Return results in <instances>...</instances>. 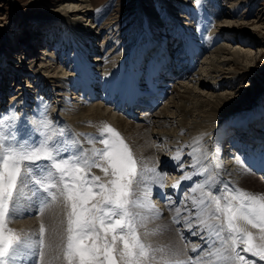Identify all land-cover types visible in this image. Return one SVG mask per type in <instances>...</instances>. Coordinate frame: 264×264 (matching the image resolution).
Segmentation results:
<instances>
[{"label":"bare ground","instance_id":"bare-ground-1","mask_svg":"<svg viewBox=\"0 0 264 264\" xmlns=\"http://www.w3.org/2000/svg\"><path fill=\"white\" fill-rule=\"evenodd\" d=\"M185 1L188 0H163L167 7L165 12L169 14L163 25L161 19L156 20L153 16H149L145 12L146 8H143L141 4L136 16L144 19H139L136 23L138 27H143L144 31L140 30L141 35L135 37V45L126 46L127 40L134 33L130 28L127 36L108 35L110 39L107 44L112 43L113 46L109 48L105 46L102 49V46L100 48L96 43L102 31L105 28L112 33L121 31L129 26L128 19L119 21V16H117L115 23H110V26L106 27L105 22L100 25L102 19L96 15L97 8L93 6L92 0H57L56 3L62 7V12H52L51 14L57 16H50V21L59 20V24L66 27L68 34L65 38L68 41L81 43L84 39L82 54L77 56L71 68L68 67L69 73L72 71V74L69 75L68 71L59 65L62 60L60 58H64L65 55H56L55 51H59L60 46L52 42L53 36H51L47 39V45H52V49L44 50V54L49 51L46 54L48 62L44 60L47 63H42L47 72L45 75L40 74L36 77L41 87L36 89L35 93L28 91L25 86H19L18 92L12 98L18 96L17 99L25 101L21 100L16 107L14 104L1 105L3 94L7 92L10 84L1 85L3 96H0V132H11L17 140L25 143H39L43 134L47 133L58 143L60 158L82 156L89 160L96 159L95 149L105 147L100 142L102 125H110L122 135L126 144L130 142V145H127L136 160L137 171L142 174L137 177L138 182L133 184L134 196L132 197L138 200L141 206L133 208L132 211L136 214L137 234L143 243L151 245L150 256L155 257V259H150L148 264H168L169 261L184 260L183 258L190 256L194 258L195 264L197 262L205 264L208 258L207 250L200 255L197 251L201 243L205 242L204 237L211 236H214L213 242H221L217 249H220L225 256L229 255L228 250L232 241L229 239L228 232L221 231L219 238L216 235H210L208 225L219 226L225 222L223 213L216 210L213 197H221V207H223L226 202L223 197L227 196L231 199L229 193L236 189L261 195L256 188L252 187H264V176L256 175L255 172H248L249 174L243 178L241 183L245 187L252 186L250 191H245L234 182L222 178L217 171L221 166L220 163L227 155L229 156L228 153L232 150L234 155L238 154L237 158L243 157L244 149L242 148L247 141L251 145L264 146L261 140L249 141L250 137L264 139V111L254 114L252 116L254 120L249 123L247 120L244 124L235 122L234 126H228L230 122L225 123V121L231 117L226 116L228 114L223 116L222 111L228 108L234 109L237 100H227L223 93L214 95L215 90H218L220 85L224 86L225 82L232 83L240 79V84H243L248 72L257 71L255 67L259 66L258 54L251 47L252 44H256V41L248 39L246 42L245 40L243 43L246 45L235 50L230 49V46L228 48L221 45L218 48L214 47L212 51L216 43L212 35L205 33L201 36L203 32L200 31L201 27L208 26L210 19L220 21L222 18L219 17L223 16L222 24H226L227 29L222 25L219 29L221 34L216 36L213 34V36L217 40L222 37V40L228 39L227 42H233L229 34H232V31L237 34V31L234 30V26L230 28L229 25L236 14L227 12L222 15L224 10L221 9L218 0H204L202 10L193 17L194 23L197 24L194 25L192 21L188 26L181 27L175 20L178 19L176 16L183 15L182 10L186 8L182 5L186 4ZM223 2L222 0L221 4ZM230 3L235 5L236 10L239 8L236 0H231ZM172 14L173 16H170ZM124 17L125 15L122 16ZM191 24L194 25L192 28ZM255 26L261 28L264 26V15ZM172 29L175 30V34H172ZM41 36H35L36 42L34 37L31 39L33 45L29 49L42 42ZM232 36L239 38L237 37L239 35ZM175 46L179 51L170 54V48L173 49ZM151 47L153 51L150 53ZM121 48L124 50L121 51ZM208 51L211 55L205 58ZM33 57L36 55L33 54ZM203 58H205L206 62H203L205 64H208V60L210 61L207 67L200 68V60ZM162 60L165 63L160 67L159 62ZM51 65L54 67L59 65L58 67L62 69L48 70V66ZM149 66L155 68L158 66L157 76L162 78L166 76L163 75L164 71L170 72L167 79L175 80V82L169 86L168 83L160 80L158 86L168 96L155 111L147 112L135 121L119 112L111 100L117 97V94L120 95L124 81L129 83L133 80L138 81ZM20 70L15 71V74L13 72L12 80L20 81L24 78L23 76L30 74L23 67ZM181 73H184L183 78L176 79L181 76ZM4 81H8L7 76L3 77L2 84ZM29 84L27 87L32 86L31 83ZM70 90L75 91V99L85 103V107L75 108L63 103L67 101L66 96ZM208 90L213 91L207 94H210L214 100L210 96H204L205 91ZM248 90V88H242V95L245 94L243 91ZM37 92L39 95L36 94ZM232 95L233 98L236 97L234 93ZM244 96L245 101L250 104L251 97L248 94ZM55 107L56 113L51 112ZM222 118L225 120L222 121ZM104 135L110 138V134L105 132ZM98 162L102 167H91L76 174L80 177L86 175L87 180L91 182L86 186L85 192L90 187L92 193H99L98 185H107L108 181L114 178L107 161L99 160ZM38 163L45 166L48 162ZM234 165L239 168L243 164H238L236 159ZM102 168L108 169L107 175ZM58 176L59 173H57ZM93 177H100V180L93 182ZM200 177H202L201 181ZM66 179L70 184L74 183L70 175L66 176ZM194 181L195 192L200 187V191L196 194L191 192L193 188L187 189ZM170 186H175L176 194L180 187L184 188L185 192L180 203L176 202L175 196L172 199L171 195L165 204L157 200V192L164 190L169 193L167 189ZM51 191L56 192L58 198L55 202L49 200L48 206L45 207L46 201L43 197L47 196L46 193L34 195L31 185L21 189L22 197L15 202V206L13 207L12 202H9L11 219L6 227L21 239L28 238L33 242H38L41 239L38 238L41 237L40 226L43 224L45 227L42 237L43 246H36L22 253L35 252L39 256L42 253L40 264H67L61 254L64 251L63 238L67 236V211L69 209L65 208L63 198L59 196L57 189L53 188ZM259 191L262 192V189ZM38 200L42 205L38 206ZM94 203H100L98 195L90 196L87 206L90 207ZM232 203L238 206L239 202L232 200ZM236 223L246 232L252 233L254 244L264 243L261 239L264 233L260 228H254L243 220H238ZM179 224L185 229L177 228ZM191 228L194 230L191 231ZM189 230L190 235L187 233ZM216 231H219V228H216ZM156 232L160 233L156 235ZM103 234L101 232V235ZM193 238L196 241L192 243ZM108 239L111 240V234ZM245 246L239 244L237 250H242ZM117 247H122V244L118 242ZM241 255L249 264H264V261H260L258 256H252L250 252L241 251Z\"/></svg>","mask_w":264,"mask_h":264},{"label":"snow or ice","instance_id":"snow-or-ice-1","mask_svg":"<svg viewBox=\"0 0 264 264\" xmlns=\"http://www.w3.org/2000/svg\"><path fill=\"white\" fill-rule=\"evenodd\" d=\"M102 129L100 142L105 147L95 149L96 159L92 160L82 156L60 158L58 143L47 133L43 134L39 143H25L17 140L11 132H0V264H21V252L44 244L43 224L40 226L41 239L38 242L21 239L6 227L11 219L9 202L14 207L15 202L22 197L21 189L29 185L34 195L47 194L43 197L45 207L49 200H57V193L51 191L56 188L63 198L65 208L69 209L64 247L67 264H148L150 259H155L150 256L151 245L143 243L137 234L136 214L132 211L141 206L132 197L133 184L138 182L137 177L142 174L137 171L132 151L120 134L110 125H102ZM105 132L110 134V138L104 136ZM99 160L107 161L114 178L107 185L99 184V193H92L90 187L85 192L91 182L86 175L80 177L76 174L91 167H102ZM38 162L48 163L42 166ZM102 170L108 174L107 168ZM69 175L74 183L70 184L66 179ZM99 180L100 177L92 178L93 182ZM92 195H98L100 203L88 207ZM229 196L231 199L223 197L226 201L223 207L221 197H213L216 210L223 213L225 222L219 226L208 225L210 235L218 238L221 231L228 232L232 241L229 255L225 256L220 249L213 250L210 245L205 264H249L241 251L250 252L252 256H258L260 261H264V243L254 244L252 233L246 232L236 223L243 220L264 233V194H250L236 189ZM232 200H237L238 206H234ZM101 232L104 234L101 235ZM109 234L111 240L108 239ZM261 239L264 240V236ZM118 242L122 247H117ZM239 244L246 246L237 250Z\"/></svg>","mask_w":264,"mask_h":264},{"label":"rangeland","instance_id":"rangeland-1","mask_svg":"<svg viewBox=\"0 0 264 264\" xmlns=\"http://www.w3.org/2000/svg\"><path fill=\"white\" fill-rule=\"evenodd\" d=\"M56 1L57 0H0V96L4 95L1 105L5 103L7 106L14 104L16 107L18 106V103H20L21 100L25 101L24 99H21V100L17 99L18 96L16 98H12L15 95V93L18 92L17 88L19 86H25L26 88H28V91H30L31 93H35L34 91L36 89L38 90L41 87V85L37 83L36 77L40 76V74L45 75V73L47 72L45 71V67L43 66L42 63L48 62V58L46 54L49 51L44 54V50L52 49V45L50 44H49L50 46L47 45L48 44L47 39L49 37L53 36L52 42H54L55 45L60 46V49H58L59 51L54 50L56 52V55L57 54L65 55L64 58H60V60L61 59L62 60L60 61V64H59L65 68L64 70L68 71V69L72 67V64L74 60L77 58V56L79 54L80 55L82 54V47L84 45V39H82L81 43L77 41H68L65 38L66 34H68V32L65 30L66 27H63L62 25H60L59 24L60 22H58L59 20L50 21L51 20L50 16H57V15L51 14L52 12H62V7L59 5V3H56ZM92 1H93V6L97 8L96 15L99 18L101 17L102 19L100 22V25L103 22H105L106 24L105 23L104 24L106 25V27H109L110 23H113L115 20H117L116 18L117 16H119L118 18L119 21L128 19L127 22L130 23L129 26H127L125 29L123 30L121 29V31L120 30L115 31L113 33L110 32L108 28H105L104 31H102V33L99 35L96 41V43L99 45L100 48L102 46V49L105 46H108L106 48L113 46L112 43H109V45L107 44L108 40L110 39L108 35L117 36L119 34H123L124 36H127L130 31V28H132L134 33L127 40L126 46L133 47V45H135V42H136L135 37H137L141 33L140 30L144 31L143 27L142 28L138 27L136 23V21H138L139 19H144V18H139V17L137 18L136 16L139 9L141 8V4H143V8L144 7L146 8L145 12L149 16H153V18H155L156 20L161 19L162 25L164 24L166 16L169 15V14L167 15L165 12L167 7H166V4L163 2V0H92ZM221 1L222 0H218V3L220 4L221 9L224 10L223 11L224 13L222 15L227 14V12L228 14L229 13L231 14V12L236 14V17L231 19V22L229 25L230 28L234 26L233 27L234 30L237 31V34L233 33V31L231 32L232 34H229V38L233 42L231 41L227 42L228 39L222 40L223 39L222 37H219L220 39L219 41V39L217 40L213 36V34L216 36V35H219L220 33L219 29L223 25L222 15H221L222 17H219V18H222L220 21H217V19H213V20L210 19L208 22V26L201 27L200 31H203L201 32V36H204L205 33L209 36L212 35V38L214 39V43H216L214 44L215 46L213 45L212 51L214 50V47L218 48L221 45H223L224 47H228V48L231 47L230 49L235 50L243 45H246V43H243V41L246 40V42H248V39L249 40L252 39L256 41V44H252L251 47L252 49H254V51L257 52L258 59H259V62H258L259 66L255 67L257 71H251V73L248 72L247 73L248 77L246 76L245 82H243V84L242 83L240 84L241 80L239 79L232 83L225 82L224 86L220 85L218 90H215L216 94L214 95L223 93L224 98H226L227 100H231V101L237 100V105L234 107V109L228 108L222 111L223 116L224 114L225 115L228 114L226 116L231 117V118H228L229 120L225 121V123L230 122L228 126H231L230 125L231 123L233 124L235 122L237 123L241 122L242 119L246 117V115L253 116L254 114H257V112L259 111H264L262 110V108H264V26L262 28L255 26V24H257V22H259L262 16L264 15V0H236L237 5L239 6L237 10L235 9V5L230 3L231 0H223L224 2L222 4H221ZM185 2L186 4H183L182 6L186 9L182 10L183 15L176 16V18L178 17V19H176L175 22L181 27L188 26L192 21H193V24L196 25L197 23L196 24L194 23L195 19H193V17H195V14L198 15L200 10H202L203 8L202 4L204 3V0H188ZM179 7L182 8L181 6ZM180 8H177V9H180ZM205 14L208 15L207 12H205ZM123 15H125L124 18H122ZM170 16H173V14ZM182 17H186L187 19L185 20ZM184 23H187V24H184ZM193 24H191V28L194 26ZM259 24L260 23H258V25ZM223 27L227 29L226 24H224ZM32 31L36 32L37 34L36 33L33 34ZM70 34L71 33H69V35ZM172 34H175V30L173 29H172ZM38 35L39 36L42 35L40 37L43 39V40L41 39L42 42L39 43L37 46H33L32 49H29V47L33 45V42H31V39L33 37L35 39V36H38ZM230 35L231 36L239 35L237 36L239 38H236L235 36L231 37ZM36 40L37 39H35L34 41L36 42ZM123 47H125V45ZM176 47L177 46L173 47L174 52H172L173 51L172 47L170 48V54L171 52L175 54L177 51H179V49H177ZM152 49L153 47L149 49L150 53L153 51ZM122 50H124V48H121V51ZM209 51L204 56L205 58L211 55L210 53L211 51L210 52ZM24 52L25 54H23ZM33 54H35L36 57H33ZM103 57H105L104 54H103ZM205 58H203L204 60L203 59L200 60V65L202 66L204 64L203 67L200 66V68H205L209 64L210 60L207 61L208 64L203 63L205 61ZM44 60H46L47 62H44ZM58 66L54 67V65H51L50 67L48 66L47 69L48 70L54 69V70L59 71L62 68ZM21 67H23L25 70H28V73L30 74H28L27 76L26 75L23 76L24 78L21 79L20 81L18 79L12 80L11 78H14L13 72L15 74V71L17 72L21 71L20 70ZM68 74L69 75L72 74V71L71 73H69L68 71ZM5 76H7L8 81H4V83L2 84L3 77ZM29 83H31L32 86L27 87L30 85ZM9 84L10 86L7 87V92L1 95L3 91V89L1 88V85L7 86ZM221 88L223 89L221 90ZM242 88H248L249 90L243 91L245 94L242 95L241 93ZM207 93H213V91L212 92L211 90L205 91L204 96L209 97L210 94H207ZM233 93L236 96L235 98H233L234 97L232 95ZM36 94H38V92ZM246 94H248L251 97L252 101L250 104L245 101L244 95ZM38 95H35V96L37 97ZM66 97H67L66 98L67 101L63 102L66 106L70 105V107L73 106L75 108L85 107V103H81V101L75 99V91L70 90V92H68V96ZM210 98L214 100L213 97L210 96ZM74 103L76 105H74ZM55 110H56V107L53 108V111L51 110V112H55ZM17 118L18 119L20 118L19 115ZM221 120L224 121L225 118H222ZM253 126L255 127V125ZM104 136L106 137L107 135H104ZM120 136L122 137L121 134ZM64 137H66V135H64ZM127 144L130 145V142H127ZM227 148L232 149L230 146ZM230 153H228L229 156L227 155L226 158H224V160L222 159L223 162L221 161L222 163H220L221 166L217 170L219 171L220 176H222V178L226 177L225 179L231 182H234L237 186L241 187L245 191H250L252 188H256V191L258 193L264 194L263 186H258V187L251 186L252 188L251 187L247 188L241 183L243 178L247 176V174H249L250 172L252 173V171H249L244 165L240 166L239 168L238 166L234 165V162L236 161V159L240 160V158L234 157L235 153L233 152V150ZM241 158L243 160V157ZM201 180H202V177H200V181ZM194 186L196 185L194 184L193 186H191L193 187L191 192H193V194H196L200 191V187H198L195 192ZM202 189L203 188L201 187V190ZM261 189H262V192L259 191ZM191 192L189 193L192 194ZM252 193H255V192H252ZM204 211H206V209ZM157 233L159 234L160 232H156L155 234L157 235ZM190 234L191 233H189V235ZM38 238L40 239L41 237H38ZM63 239H64V247H65L66 237ZM195 241L196 240L194 238L191 240L192 243ZM224 243L226 242L224 241ZM224 243H222V245ZM218 245L220 246L221 242L220 243L218 241L215 242L212 249L214 250L217 249V247H219ZM62 247H63V244H62ZM209 248L210 247L208 246L206 253H209V250H208ZM62 253H63L61 254L62 258H64V251Z\"/></svg>","mask_w":264,"mask_h":264}]
</instances>
